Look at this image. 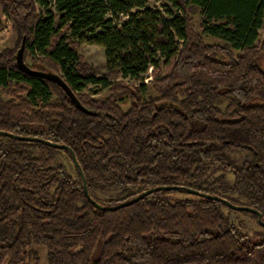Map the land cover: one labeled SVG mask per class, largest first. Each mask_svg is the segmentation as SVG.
Returning a JSON list of instances; mask_svg holds the SVG:
<instances>
[{
  "label": "trees",
  "instance_id": "16d2710c",
  "mask_svg": "<svg viewBox=\"0 0 264 264\" xmlns=\"http://www.w3.org/2000/svg\"><path fill=\"white\" fill-rule=\"evenodd\" d=\"M170 1L177 13L165 17L147 0H0L17 36L0 51L8 95L0 130L64 144L81 169L64 147L77 179L57 162L58 146L0 134V264L37 262L35 245L49 264H264V239L246 240L222 200L194 193L171 201L159 193L188 190L162 189L101 210L83 191L84 179L92 199L113 206L149 188L182 186L252 207L264 221V0ZM23 36L26 63L61 76L93 113L16 66ZM81 44L104 48L105 76L77 53ZM148 67V83L108 81L137 79ZM91 84L107 93H84ZM107 189L118 197L97 194Z\"/></svg>",
  "mask_w": 264,
  "mask_h": 264
},
{
  "label": "rangeland",
  "instance_id": "374dc122",
  "mask_svg": "<svg viewBox=\"0 0 264 264\" xmlns=\"http://www.w3.org/2000/svg\"><path fill=\"white\" fill-rule=\"evenodd\" d=\"M146 5L154 11L156 10L160 11L161 14L165 17L168 16L166 13L167 10L177 13L176 9L173 7L170 0H147ZM39 11L42 12L43 10L39 8ZM194 18H195L196 29L197 31H200V29L198 28V23L200 22L199 14H196ZM125 20H127V16L122 15L119 16L118 19H113V22L114 24H121ZM0 22L2 24V28L0 29V51H1L5 48L14 47L17 36L16 33L12 30L11 21L1 11H0ZM259 34L261 37L264 35V19H263V26L262 28L259 29ZM203 36L205 40L208 42L217 41L208 34H203ZM77 53L82 57V59L85 62L91 64L95 68V72L97 76L103 77L106 75L107 63H106L103 47L98 45L81 44L77 49ZM156 58L160 60V63H162L163 61L162 57L158 55ZM24 61L28 63L29 59L27 58ZM257 63L259 68L264 71V59L262 57H259L257 59ZM150 71L151 70L148 67L147 70L144 73H141L137 79L118 76L116 78H109L108 81L110 83H114L116 81H124L131 83L133 85L148 83L151 80ZM84 93L90 96L99 97L105 95L107 93V89L99 85L91 84L84 89ZM0 98H8V95L5 93V90L1 88H0ZM49 100L52 101L53 98H49ZM123 108L124 109L127 108V103L123 105ZM55 156L57 162H59L65 168V171L69 173L74 179H77L75 166L72 160L70 159V157L68 156V154L64 151V149L61 147H55ZM232 156H234L237 161H240L244 158V153L236 152L233 153ZM225 176L229 182H232L233 176L231 173L225 172ZM117 193L118 190L116 189L97 191V194L103 199H107L110 197H118ZM159 196L162 199H169L172 201L183 198H193L196 195L188 191L187 192L170 191V192L159 193ZM221 210L226 216H228L229 220L236 227H238L241 231H243L246 234V240L251 242H258L264 239V226L260 224L251 215V213H249L251 211L246 212L242 209H237L229 205H222ZM101 243H102V239L98 238L91 253L92 261L98 257L101 248ZM34 249L38 252V260L37 262L32 260L29 262V264H49L46 259L45 248L40 245H35Z\"/></svg>",
  "mask_w": 264,
  "mask_h": 264
},
{
  "label": "water",
  "instance_id": "95a60500",
  "mask_svg": "<svg viewBox=\"0 0 264 264\" xmlns=\"http://www.w3.org/2000/svg\"><path fill=\"white\" fill-rule=\"evenodd\" d=\"M24 47H25V37L23 36L22 39H21L20 46H19V48L17 49V51L15 53V63H16V66L21 71H23L24 73H26L28 75L35 76V77H39L41 79H45V80H48V81H51V82L57 84L58 86H60L65 91L66 95L69 97V99L72 101V103L78 109H80L81 111H83L85 113H88V114L93 113L90 110H88L87 108H85L80 103V101L76 97L75 93L68 86V84L64 81V79H62L61 76H59L58 74L53 73L51 71L34 69V68L30 67L24 61V58H23ZM4 133H7L9 136H12V137H14L16 139H24V140H28V141H39V142H42L44 144H50V145H53V146L64 147V148L68 149V146H66L64 144L53 143L50 140H47V139H44V138H41V137L18 135V134L8 133V132H5V131L0 130V134H4ZM68 150L71 153V157H72V159L74 161V164L76 165V167L78 168V171L81 174V169H80V167H79V165H78V163H77V161L75 159L74 153L70 149H68ZM177 188H185L189 192L198 193V194H200L203 197H207V198H210V199H213V200H222L223 202L227 203L231 207H234V208H237V209H242V210L245 209V210L252 211V212H254L257 215L258 222L264 226V221L261 220V214H260V212L257 211L256 209L252 208V207L231 204L228 200L223 199V198H220L217 195H212V194L200 192V191H197V190H194V189H191V188H186V187H182V186H175V185L158 186V187L149 188V189L144 190L143 192H141L137 196H135V197H133V198L127 200V201L120 202V203H118L116 205H113V206H104V205H101V204L97 203L94 199L91 198V196L89 195V193L87 191V186L85 184V181L83 179V191H84L86 197L91 201V203L95 207H97V208H99L101 210H115L117 208H120V207L129 205V204L134 203L135 201L143 198L145 195H147L149 193H152V192H154L156 190H162V189H177Z\"/></svg>",
  "mask_w": 264,
  "mask_h": 264
}]
</instances>
